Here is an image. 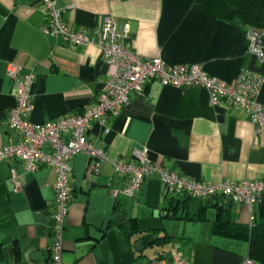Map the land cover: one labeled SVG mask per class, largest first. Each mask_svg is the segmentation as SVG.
Masks as SVG:
<instances>
[{
	"label": "crops",
	"instance_id": "crops-1",
	"mask_svg": "<svg viewBox=\"0 0 264 264\" xmlns=\"http://www.w3.org/2000/svg\"><path fill=\"white\" fill-rule=\"evenodd\" d=\"M55 1L59 8L74 6L63 18L77 29L91 31L99 17L110 14L125 45L143 58L197 64L226 82L242 69L264 77V63L247 48V28L233 17L226 0ZM43 24L41 0H0V146L19 138L6 123L16 93L7 75L10 63L35 75L30 89L33 106L22 116L31 122L81 112L96 100L106 78V65L94 43L66 44L45 35ZM258 99L264 103V81ZM87 136L104 146L109 159L95 176L87 173L88 155L77 153L72 159L66 264H149L160 254L168 256L173 247L190 264H240L248 257L245 204L233 203L223 223L217 220L220 203L208 204L203 219L181 218L198 210L203 201L181 204L184 197L172 195L177 199L174 211L158 173L146 177L132 198L111 194L127 181L112 161H138L145 150L153 162L196 181L264 178V130L257 134L243 110L211 104L204 87L150 81L143 95L131 93L129 102L105 123L92 122ZM12 167L21 184L18 189L11 182ZM55 182L49 167L28 172L18 160L0 161V264H51ZM118 201L126 217L136 220L137 231L131 236L109 223L118 213ZM259 207L260 202L253 207L256 215ZM150 234L166 235L165 244L142 243L137 251L135 243Z\"/></svg>",
	"mask_w": 264,
	"mask_h": 264
},
{
	"label": "built area",
	"instance_id": "built-area-1",
	"mask_svg": "<svg viewBox=\"0 0 264 264\" xmlns=\"http://www.w3.org/2000/svg\"><path fill=\"white\" fill-rule=\"evenodd\" d=\"M41 1L44 14L42 32L69 45L94 43L107 68L103 86L94 102L84 107L81 112L44 122H31L22 117L33 106L30 89L35 75L14 63H10L7 69L16 93L15 104L7 114L6 123L16 131L19 138L0 146V161L18 160L28 172H34L41 166L54 171L56 182L49 245L50 262L66 264L63 258L64 233L71 201L72 159L77 153L88 155L89 176L99 175L102 163L109 159L103 145L88 139L87 133L92 122L105 123L108 117L118 113L129 102L131 93L143 95L147 83L157 81L161 85L179 88L204 87L208 91L211 104L223 103L230 108L243 110L255 125V132L258 134L264 130V103L258 99L264 77L255 70L242 69L233 81L226 82L209 75L197 64H168L159 57L143 58L125 45L124 35L119 33L117 23L110 14L99 17L91 31L77 29L63 18V12L74 7L72 4L59 8L55 0ZM246 40L248 50L260 63H264L263 34L247 29ZM112 164L117 173L127 177L122 188L111 190L113 197L132 198L146 177L158 173L165 198L172 195L191 199L222 196L233 203L246 205L249 226L256 220L253 207L264 195V178L241 182L196 181L153 162L146 150L138 161L116 158ZM11 182L15 188H20L14 167L11 168ZM149 264H190V261L173 247L168 256L155 258ZM240 264L256 262L246 257Z\"/></svg>",
	"mask_w": 264,
	"mask_h": 264
},
{
	"label": "trees",
	"instance_id": "trees-1",
	"mask_svg": "<svg viewBox=\"0 0 264 264\" xmlns=\"http://www.w3.org/2000/svg\"><path fill=\"white\" fill-rule=\"evenodd\" d=\"M229 5L232 7L233 17L247 29H254L263 34L264 38V0H226ZM264 200V195L262 197ZM191 198L184 197L180 199L181 204L184 202L188 203L187 200ZM170 203L174 211L177 207V199L174 197L169 198ZM195 200V199H194ZM203 201L201 206L194 213L181 214V218L190 219V220H200L204 218V210L208 204L218 206V203L224 205L225 207L219 206L217 209V220L221 223L225 222V216L230 212V208L233 202L224 199L222 196H215L207 199H200ZM218 200V201H217ZM217 201V202H215ZM120 202L115 205V208L118 210L117 215H114L110 220V224H117L121 229L128 235L131 236L134 232L137 231V224L134 218H127L126 214L122 212L120 208ZM173 211V212H174ZM123 213V214H122ZM173 214V216H175ZM256 215V214H255ZM247 238L249 243V252L248 257L254 260L257 264H264V203L260 201V207L258 214L256 215V220L252 226L247 227ZM154 236V235H153ZM166 235L163 236H154V243L165 244ZM144 245L152 244L151 241L143 243ZM162 257V254L158 255L156 258ZM152 261V260H151Z\"/></svg>",
	"mask_w": 264,
	"mask_h": 264
},
{
	"label": "water",
	"instance_id": "water-1",
	"mask_svg": "<svg viewBox=\"0 0 264 264\" xmlns=\"http://www.w3.org/2000/svg\"><path fill=\"white\" fill-rule=\"evenodd\" d=\"M147 241H151V243H154L153 235L150 234V235L144 236V237H142L141 239H139V240L135 243V249H136L137 251H139V250H140V245H141L142 243L147 242ZM10 248H11V247H7V250L9 251Z\"/></svg>",
	"mask_w": 264,
	"mask_h": 264
},
{
	"label": "rangeland",
	"instance_id": "rangeland-1",
	"mask_svg": "<svg viewBox=\"0 0 264 264\" xmlns=\"http://www.w3.org/2000/svg\"><path fill=\"white\" fill-rule=\"evenodd\" d=\"M182 224L181 225H183V222H181ZM190 225V227H191V225H193V224H189ZM181 230H183V228H182V226H181Z\"/></svg>",
	"mask_w": 264,
	"mask_h": 264
}]
</instances>
